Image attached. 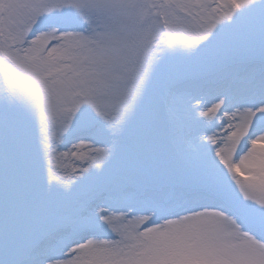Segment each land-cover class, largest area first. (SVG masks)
Wrapping results in <instances>:
<instances>
[{
    "label": "snow or ice",
    "instance_id": "obj_1",
    "mask_svg": "<svg viewBox=\"0 0 264 264\" xmlns=\"http://www.w3.org/2000/svg\"><path fill=\"white\" fill-rule=\"evenodd\" d=\"M0 264H264V0H0Z\"/></svg>",
    "mask_w": 264,
    "mask_h": 264
}]
</instances>
